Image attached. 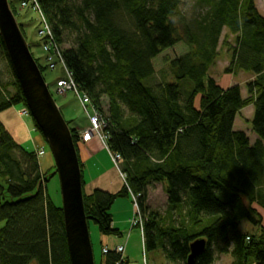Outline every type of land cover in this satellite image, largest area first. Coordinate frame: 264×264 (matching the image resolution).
Wrapping results in <instances>:
<instances>
[{
  "label": "trees",
  "instance_id": "1",
  "mask_svg": "<svg viewBox=\"0 0 264 264\" xmlns=\"http://www.w3.org/2000/svg\"><path fill=\"white\" fill-rule=\"evenodd\" d=\"M36 1L61 53L56 70L67 71L90 99L106 123L108 152L122 160L125 185L116 194L96 189L86 195L82 175L84 213L100 236L120 237L110 212L130 192L145 219V255L160 250L168 264H187L190 245L204 240L193 264H214L222 255L231 264H264V17L254 0H198L203 12L193 19L181 13L182 0ZM223 29L233 38L227 72L253 77L246 98L237 85L224 90L209 75ZM35 62L43 77L45 68ZM1 64L10 70L13 93L0 83V114L26 108L0 41ZM156 75L160 83L151 85ZM248 107L254 142L234 129ZM67 125L79 159V131ZM48 175L36 153L18 145L0 121V264H69L63 213L46 193ZM155 184L170 215L184 211L186 224L165 225L149 209ZM243 221L255 235L240 231ZM104 258V264L120 259Z\"/></svg>",
  "mask_w": 264,
  "mask_h": 264
},
{
  "label": "rangeland",
  "instance_id": "2",
  "mask_svg": "<svg viewBox=\"0 0 264 264\" xmlns=\"http://www.w3.org/2000/svg\"><path fill=\"white\" fill-rule=\"evenodd\" d=\"M12 2L13 7L15 8V18L19 25L23 27V32L25 34L26 43L30 47V52L33 55V58L38 61L39 65L45 70L43 71V77L45 83L48 85L51 95L60 109L61 115L66 123L72 122V126H78L82 130L89 127V123L87 122V118L85 116L84 110L80 105L79 101L75 97L72 92H68L65 96H59L56 94L54 89V84L59 79H65L66 76L60 69L56 71H50L47 68V63L45 62V55L42 50V42L38 37V30L40 26L39 17L35 12H32L31 9L22 10L20 8V0H8ZM196 2L198 0H182L181 5V13L186 15L189 19L196 18L197 14L199 15L203 12L202 9L197 10ZM255 7L258 13L264 17V0H254ZM204 7V6H203ZM12 10V9H11ZM233 38L229 35L226 29H223L221 32V36L218 44V59L215 67L209 72L211 78H213L218 86L224 90L230 88L231 86H238L241 90V95L243 98L247 97L246 94V84L253 79L250 74H245L242 72L231 74L227 72L229 69V64L231 60V49L229 48L232 44ZM12 79L10 76V70L6 66V64H1L0 68V83L4 86L6 93L12 94L13 89L10 85ZM160 83L159 75L153 78L151 81V85H157ZM194 106L199 110L200 107V96H196L194 101ZM26 110L25 107L16 106L10 108L4 113L0 114V121L7 128L9 134L12 136L14 141L22 146L27 151H36L43 149L44 155L38 157V163L40 167V171L42 174H51L54 171V162L49 151L48 146L42 139V136L36 131L32 124V120L29 116L21 115V111ZM103 112L108 117V100H103ZM253 111L252 107H248L240 112L236 117L235 121V130H241L242 132L249 135L251 141L255 138L251 134L250 131V120L252 118ZM100 141V140H99ZM101 142V141H100ZM102 144V142H101ZM103 145V144H102ZM78 154L79 159L84 167L83 169V179L86 183L85 194L89 195L92 192V189L95 184V181H91L99 176V172L96 170L102 171L104 182L105 180L116 179V168L114 167L110 155L103 146V148H99L97 151H87L86 147L82 145H78ZM93 154L92 159L91 155ZM98 166V169H95L94 165ZM118 173V171H117ZM117 177L115 185L119 183H123V179ZM46 193L49 199L53 202V204L57 207H61V196L59 189V181L57 176L51 178L46 184ZM91 192V193H89ZM89 193V194H88ZM148 195V204L149 209L157 213L165 222V225H169L170 221L173 225L177 226L184 221L186 224L187 219L184 216V211L178 213H170L167 211L166 207V196L163 192V188L160 184H155L149 189ZM259 194L264 197V179L262 186L259 188ZM123 198H119L116 200V206L114 210L110 213L116 217L123 216V208L126 210L128 205L123 203ZM126 201V200H125ZM129 203L131 208L133 209L132 198L130 196ZM124 205V206H123ZM256 208V207H255ZM258 211L262 214V211L259 208ZM264 224V220H263ZM3 225H0V228ZM239 229L242 233L255 235L257 230L250 226L247 222L243 221L239 225ZM88 230L90 241L92 245L94 264H101L103 257L102 256V243L101 236L98 232L96 225L90 221L88 222ZM134 251L139 255V260L137 264H142V256L141 251L139 253L138 248H135ZM146 259L148 264H168L161 251L155 250L146 253ZM145 258V257H144ZM143 262H146L143 259ZM232 258L229 255L219 256L217 261L214 264H231Z\"/></svg>",
  "mask_w": 264,
  "mask_h": 264
},
{
  "label": "water",
  "instance_id": "3",
  "mask_svg": "<svg viewBox=\"0 0 264 264\" xmlns=\"http://www.w3.org/2000/svg\"><path fill=\"white\" fill-rule=\"evenodd\" d=\"M0 41L26 110L49 148L57 176L69 264H94L92 245L83 206L82 170L72 134L30 52L8 0H0ZM206 249L204 240L190 245L187 264Z\"/></svg>",
  "mask_w": 264,
  "mask_h": 264
},
{
  "label": "built area",
  "instance_id": "4",
  "mask_svg": "<svg viewBox=\"0 0 264 264\" xmlns=\"http://www.w3.org/2000/svg\"><path fill=\"white\" fill-rule=\"evenodd\" d=\"M30 7L32 12H35L39 17L40 22V28L38 30V37L42 42V50L45 54V62L47 63V67L50 71H55L56 66V57L58 56L61 58L60 50L55 42V39L53 37V34L51 32V29L49 25L47 24L46 20L44 19V16L37 4L36 0H27L23 1L20 4V8L22 10L28 9ZM66 78L58 80L54 84V89L56 91V94L59 96H65L68 92H72L77 100L79 101L80 105L82 106L85 116L89 123V128L85 131H81L78 134L79 140H81L82 143H88L92 139L97 138L99 139L105 149L108 152L106 142H107V136L104 133V129L106 128V123L104 119L102 118L101 114L98 112V110L92 105L90 99L82 95L78 88L76 87L75 83L73 82V79L71 75L66 71ZM29 113L27 110L21 111V115L27 116ZM110 155V159L120 174V177L125 179V176L120 171V165L122 163L121 157L117 154H112L108 152ZM37 157H41L44 155V150L40 149L36 151ZM133 201V218L129 221L130 228H139L140 231L143 229V221L141 220L140 212L137 206L136 198L132 196ZM113 253L115 255L119 256V261L116 264H126V260L123 257L124 253V247H117L114 250L110 251L108 248L103 247L102 248V255L105 257L108 254ZM145 264V262H144Z\"/></svg>",
  "mask_w": 264,
  "mask_h": 264
},
{
  "label": "crops",
  "instance_id": "5",
  "mask_svg": "<svg viewBox=\"0 0 264 264\" xmlns=\"http://www.w3.org/2000/svg\"><path fill=\"white\" fill-rule=\"evenodd\" d=\"M252 111H253V109H252ZM75 128L78 131L87 130V128L82 130L78 126H75ZM234 129H235V123H234ZM238 131H241V130H238ZM254 138H255V136H254ZM254 141H255V139L251 142H254ZM78 145H82V146L86 147L87 151H92V150L97 151L99 148H101V147L103 148V145L101 144V142L97 138L92 139L88 143H82L81 140H79ZM92 157H93V154L91 155L90 159H92ZM94 167H95V169H98V166L96 164L94 165ZM83 169H84V167H83ZM96 171L99 172L100 174L98 177L91 180V181H95V184H94V186H92L93 187L92 189L104 190V191L111 193V194H116L122 189V187H123L122 182L121 183L118 182V185H115V184H117L116 183L117 177L119 178L117 171H116V174H117L116 179H114V178L111 180L108 179V180H105V182H104V178H103L104 176H103V174H101L102 171H100L99 169ZM119 180L121 181L120 178H119ZM83 183H84V190H85L86 183L84 182V179H83ZM94 190H90V191L92 192ZM91 192H89V193H91ZM128 200H129V198H123L122 202L126 203L128 205V208L125 210L124 207H122L123 208V216L122 217L118 218L116 216L111 215L112 216V227L120 232V237L101 236V243H102L103 247L108 248L110 251H112L115 248L120 247V246L124 247L123 257L126 260V264H137V261L140 258H139V255L134 251L135 248H138L139 253L141 251L142 261H143L144 257L146 259V256L144 254L143 239L141 237V234L137 230L130 229L129 221L133 216V209L131 208ZM116 204H118V203H116V202L114 203V205L111 208V211L114 210V207L116 206ZM104 261H105V258H103L101 264H104ZM146 264H148L147 259H146Z\"/></svg>",
  "mask_w": 264,
  "mask_h": 264
},
{
  "label": "bare ground",
  "instance_id": "6",
  "mask_svg": "<svg viewBox=\"0 0 264 264\" xmlns=\"http://www.w3.org/2000/svg\"><path fill=\"white\" fill-rule=\"evenodd\" d=\"M88 121V120H87ZM123 185H125V181H123ZM129 194H130V196H131V198H132V194L129 192ZM134 198H136L135 196H133ZM136 202H137V200H136ZM132 203H133V201H132ZM140 214V216H141V220L142 221H144L145 219H144V217H143V215L141 214V213H139ZM134 215V214H133ZM132 218H133V216H132ZM131 218V219H132ZM130 219V220H131ZM131 229V228H130ZM132 230H137L140 234H141V237H142V239H143V229H142V231H140V229L139 228H133ZM103 256V255H102ZM104 258V257H103ZM145 259V258H144ZM146 260V259H145ZM142 264H144V262L142 261ZM145 264H146V262H145Z\"/></svg>",
  "mask_w": 264,
  "mask_h": 264
}]
</instances>
